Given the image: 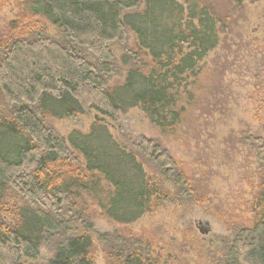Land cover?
<instances>
[{
	"label": "trees",
	"instance_id": "1",
	"mask_svg": "<svg viewBox=\"0 0 264 264\" xmlns=\"http://www.w3.org/2000/svg\"><path fill=\"white\" fill-rule=\"evenodd\" d=\"M16 9L0 29V264H34L42 247L47 264H95L97 245L105 264H162L143 236L96 233L93 211L128 226L164 202L191 204L183 166L152 141L121 145L99 122L63 138L44 121L115 122L138 109L176 135L218 44L215 20L196 0H25ZM242 143L256 163L251 217L219 241L216 264H264V141Z\"/></svg>",
	"mask_w": 264,
	"mask_h": 264
},
{
	"label": "rangeland",
	"instance_id": "2",
	"mask_svg": "<svg viewBox=\"0 0 264 264\" xmlns=\"http://www.w3.org/2000/svg\"><path fill=\"white\" fill-rule=\"evenodd\" d=\"M7 1L0 10V29L15 18L16 5L25 0ZM196 1L215 20L218 44L201 63L188 122L176 135L163 136L138 109H131L120 112L115 122L106 120L104 124L125 147L149 140L165 149L192 180L194 202H164L128 226L104 219L97 210L91 221L96 233L125 230L143 236L162 264H216L219 241L231 238L241 219L251 217L246 206L256 163L253 151L242 140L264 141V0ZM49 32L54 31L49 28ZM129 36L128 49L134 46ZM122 49L114 47L116 58ZM125 69H117L112 86L121 82ZM94 116L72 122L45 119L44 123L65 138L74 130L85 133ZM39 254L34 264H47L52 258L48 248L42 247ZM94 259L95 264H105L98 245Z\"/></svg>",
	"mask_w": 264,
	"mask_h": 264
},
{
	"label": "water",
	"instance_id": "3",
	"mask_svg": "<svg viewBox=\"0 0 264 264\" xmlns=\"http://www.w3.org/2000/svg\"><path fill=\"white\" fill-rule=\"evenodd\" d=\"M93 119H94V122H99V123H102V124L106 123V120L104 118L98 117L96 115L93 117Z\"/></svg>",
	"mask_w": 264,
	"mask_h": 264
}]
</instances>
